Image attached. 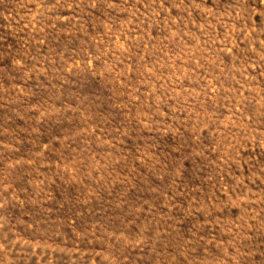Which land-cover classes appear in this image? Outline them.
<instances>
[{
	"label": "rangeland",
	"instance_id": "374dc122",
	"mask_svg": "<svg viewBox=\"0 0 264 264\" xmlns=\"http://www.w3.org/2000/svg\"><path fill=\"white\" fill-rule=\"evenodd\" d=\"M0 264H264V0H0Z\"/></svg>",
	"mask_w": 264,
	"mask_h": 264
}]
</instances>
